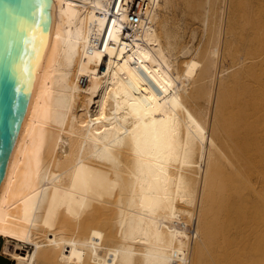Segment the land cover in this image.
<instances>
[{
    "label": "bare ground",
    "instance_id": "bare-ground-1",
    "mask_svg": "<svg viewBox=\"0 0 264 264\" xmlns=\"http://www.w3.org/2000/svg\"><path fill=\"white\" fill-rule=\"evenodd\" d=\"M132 1L53 0L9 264H264V0Z\"/></svg>",
    "mask_w": 264,
    "mask_h": 264
},
{
    "label": "water",
    "instance_id": "water-1",
    "mask_svg": "<svg viewBox=\"0 0 264 264\" xmlns=\"http://www.w3.org/2000/svg\"><path fill=\"white\" fill-rule=\"evenodd\" d=\"M54 19L53 0H0V191Z\"/></svg>",
    "mask_w": 264,
    "mask_h": 264
},
{
    "label": "rangeland",
    "instance_id": "rangeland-1",
    "mask_svg": "<svg viewBox=\"0 0 264 264\" xmlns=\"http://www.w3.org/2000/svg\"><path fill=\"white\" fill-rule=\"evenodd\" d=\"M3 236L4 235H2L0 237V264H9V263H11V261H10L11 253H10V251L5 249V244L7 242V239L5 238V236L4 237ZM9 243H10L9 245H10V249H11V248H14L17 241L12 238L9 240ZM19 246L23 247V250H26V249L32 250L33 249L32 246L28 242L21 241Z\"/></svg>",
    "mask_w": 264,
    "mask_h": 264
},
{
    "label": "built area",
    "instance_id": "built-area-1",
    "mask_svg": "<svg viewBox=\"0 0 264 264\" xmlns=\"http://www.w3.org/2000/svg\"><path fill=\"white\" fill-rule=\"evenodd\" d=\"M139 5H140L139 0H135V1L131 2L130 6L127 10L128 12H130L131 19H137L138 18L136 11H137Z\"/></svg>",
    "mask_w": 264,
    "mask_h": 264
}]
</instances>
